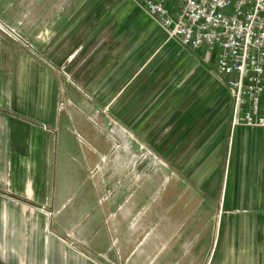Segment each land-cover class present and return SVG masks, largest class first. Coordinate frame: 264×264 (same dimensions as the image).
<instances>
[{
  "label": "rangeland",
  "instance_id": "374dc122",
  "mask_svg": "<svg viewBox=\"0 0 264 264\" xmlns=\"http://www.w3.org/2000/svg\"><path fill=\"white\" fill-rule=\"evenodd\" d=\"M87 20H69L70 27L76 32ZM129 24L133 26L124 28L121 24L110 34L104 32L95 40L96 47L91 44L80 53L75 51L63 63L62 53L69 52H53L59 63H52V52L44 51V41L40 45L30 42L32 49L23 48L55 72L58 106L77 118V172L86 170L94 178L96 188L117 187V192H112L111 208L106 202L110 191L98 192L97 188L96 205L87 210L98 220L93 228L99 233V254L84 241L81 260L48 263L221 264L231 258L224 264H264V214L256 215L263 211H257L259 199H234L230 188L226 195L227 158H216L215 152L216 142L222 144L223 139L210 145L212 140L207 137L218 128L213 126L214 121L208 122L211 108L223 103L210 106L207 102L196 116L188 119L187 128L183 129L188 134L171 139V129L182 115L189 116L193 102H183L189 91L180 88L182 82L175 77L173 60L167 59L164 66L163 60L157 61L165 35L137 12ZM14 25L17 27L20 22ZM146 29L150 32H144ZM226 88L223 84L221 89ZM226 90L222 100L226 99L229 105L220 107L215 118L229 110L231 120L232 100L230 89ZM183 105L188 106L182 108ZM98 112L107 116L104 128L94 120ZM79 117L83 120L77 122ZM202 123L201 139L196 129ZM83 124L91 129L88 138L78 129ZM167 134L169 137L165 138ZM82 143L91 149L89 156H84ZM119 143L125 157L133 154L141 160L137 178L133 175L126 181L133 187L130 194L120 187L124 182L118 180L109 163L110 154ZM124 199L130 204L127 217L119 214ZM0 264L9 263L0 260Z\"/></svg>",
  "mask_w": 264,
  "mask_h": 264
},
{
  "label": "crops",
  "instance_id": "0c3cea01",
  "mask_svg": "<svg viewBox=\"0 0 264 264\" xmlns=\"http://www.w3.org/2000/svg\"><path fill=\"white\" fill-rule=\"evenodd\" d=\"M136 1L141 0H0V14L8 19L0 17L14 27L20 22V28H16L29 42L37 45L46 42L44 51L52 52V63H59L53 52L68 51L67 55L62 53L63 63L73 52L80 53L95 44L104 32L110 34L122 25L132 27L129 23L134 12L149 20L164 36ZM167 4L175 10L176 0H167ZM120 16H123V22ZM84 18L89 20L74 32L69 20ZM144 32L150 31L146 29ZM179 45L176 40L167 38L157 58V61L163 60L161 66L167 59L174 61L172 67L175 77L182 82L180 88L187 89V95L191 97L188 100L186 95L183 102H193L187 112L189 116L182 115L176 127L171 129L170 132L174 130L171 139L188 134V130H183L187 128L188 119L196 116L207 102L215 106L220 101L224 108L229 105L226 99L222 100L227 88L222 90L223 83L220 84L221 80L215 76L213 56L201 50L192 52ZM262 79L264 82V74ZM58 91L55 72L37 57H32L20 43L0 32L2 263L49 264L50 261L69 258L81 260L84 241L99 254V233L93 228L98 220L87 210L96 205L97 188L98 192L110 191L106 202L111 208L112 192H117V187L99 185L96 188L94 178L86 170L81 174L77 172V118L73 112L59 108ZM78 95L84 98L81 93ZM222 106L218 104L211 108L208 122L214 121L213 126L218 128L210 131L207 137L212 140L210 145H214L218 138L223 139L222 144L216 142L215 152H218L216 158H227L225 188H230L234 199H259L257 211H263L256 212V215L264 214V126L232 128L229 110L221 118H215ZM259 109L264 117V89ZM106 117L103 112H98L94 120L104 128ZM81 120L79 117L77 122ZM87 125L78 128L84 131L86 138L91 131ZM203 126L202 123L200 129H196L201 139ZM154 128L150 129V134ZM82 148L84 156L91 154L89 147L83 144ZM109 158L118 180L124 182L120 187L125 193H132L133 187L126 181L139 174L141 160L133 154L125 157L120 143ZM122 203L119 214L127 217L130 204L126 199ZM140 251L142 253L143 249ZM230 259L225 258L221 264Z\"/></svg>",
  "mask_w": 264,
  "mask_h": 264
},
{
  "label": "built area",
  "instance_id": "2783aa9c",
  "mask_svg": "<svg viewBox=\"0 0 264 264\" xmlns=\"http://www.w3.org/2000/svg\"><path fill=\"white\" fill-rule=\"evenodd\" d=\"M165 36L194 52L212 55L215 75L230 89L231 127L264 126V0L136 1ZM0 32L23 48L31 43L0 17ZM29 49V48H27Z\"/></svg>",
  "mask_w": 264,
  "mask_h": 264
}]
</instances>
